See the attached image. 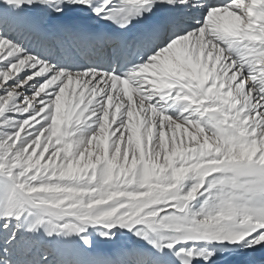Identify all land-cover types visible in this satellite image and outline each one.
Listing matches in <instances>:
<instances>
[{
  "label": "snow or ice",
  "instance_id": "snow-or-ice-1",
  "mask_svg": "<svg viewBox=\"0 0 264 264\" xmlns=\"http://www.w3.org/2000/svg\"><path fill=\"white\" fill-rule=\"evenodd\" d=\"M0 264H264V0H0Z\"/></svg>",
  "mask_w": 264,
  "mask_h": 264
}]
</instances>
